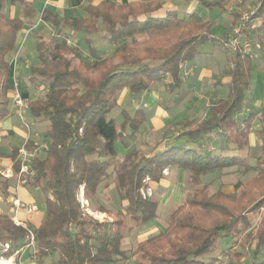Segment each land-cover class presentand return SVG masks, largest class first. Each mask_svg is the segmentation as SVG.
Segmentation results:
<instances>
[{
    "label": "trees",
    "instance_id": "1",
    "mask_svg": "<svg viewBox=\"0 0 264 264\" xmlns=\"http://www.w3.org/2000/svg\"><path fill=\"white\" fill-rule=\"evenodd\" d=\"M5 1L11 5L24 2ZM197 1L207 8L220 6V1ZM3 2L0 0V120L9 115L13 86L7 57L22 27L32 24L36 14L28 5L22 17H6L1 12ZM161 8V0H100L83 7L86 17L81 20H58L46 9L41 13V21L52 28H69L87 36L97 33L101 24L113 50L104 56L86 37L83 57L64 41L37 36L38 65L31 68L30 81L42 86L43 95L29 101L26 109L29 118L46 121L49 127L44 134L46 148L29 160V173L22 175L24 186L39 191L42 198V222L34 231L37 264L46 258H53L54 264H220L216 258L201 260L214 251L220 238L232 241L221 253L228 264L247 256L249 264H264V163L251 166L245 157L234 154L249 149L257 120L253 112L235 117L250 89L251 54L236 51L230 56L225 95L208 107L205 120L181 125L175 140H184V144L161 142L146 156L131 147L130 141L148 120L147 112L123 109L120 122L109 117L118 108L123 91L138 98L157 84H164L170 94L180 90L185 65L197 58L198 47L209 39L211 24L197 14L184 19L170 13L153 17ZM256 15L264 26V0ZM142 17L145 19L140 20ZM253 47L264 57L263 35L255 36ZM258 123L261 128L255 134L264 156V118ZM118 141L126 150L121 157L115 149ZM196 142L202 145L188 146ZM211 144L217 152L208 151ZM39 146L24 144L29 153ZM18 151L11 149L9 156L13 178L0 176V258L6 260L24 247L26 235L11 220L8 202L20 167ZM230 167L255 176L246 184L238 183L232 194H210L205 187L195 190L185 198L186 208L180 204L171 212L164 233L133 250L124 249L125 232L157 217L159 200L153 186L164 178V170L181 169L193 184L201 185L205 176ZM112 178L116 179L120 210L112 222L100 223L83 213L77 196L82 188L85 200L93 199ZM144 189L152 194L143 197L140 191ZM258 217L256 230L249 233ZM4 245L9 246L6 252H2Z\"/></svg>",
    "mask_w": 264,
    "mask_h": 264
},
{
    "label": "crops",
    "instance_id": "2",
    "mask_svg": "<svg viewBox=\"0 0 264 264\" xmlns=\"http://www.w3.org/2000/svg\"><path fill=\"white\" fill-rule=\"evenodd\" d=\"M87 1L92 2V3L98 2L97 0H24L23 4L15 3L11 5L9 2L4 0V2L2 3L1 12L6 17H11V18L22 17V15L24 14L23 8L24 6H28V5L31 6L36 12L35 17L32 21V24L24 25L21 31L18 33L16 43H15V48L9 54V57L11 59V61L9 62L10 69H11L10 80L18 84L21 96L23 98L27 99L28 101H33V100L40 98L43 95L42 86L40 84L33 83L30 81V78H31L30 70L32 67L38 65V62L32 63L33 59L34 58L36 59L35 47L37 45V36H42L45 40L61 39L62 36H64L63 33L61 32L63 27L52 28L48 23L41 21L40 16H41L42 11L45 9L48 10L58 20L75 19L74 17H72L73 13L77 11H83V7L88 3ZM128 1H132V0H121L119 1V3H126ZM204 1L207 3H213L216 1H220V6L210 7V8L203 7L201 4L199 5V2L197 0H161L162 2L161 10H159L152 16L163 18L167 13H170V14L176 15L177 18H179L178 17L179 14H186L187 16L191 13H195L198 16H200L197 13V11L200 9L203 11H209V12L217 11V13H219L220 15L216 13L215 14L216 17L214 16V18H210L209 16L207 17V19L201 16L200 17L211 24V29L209 31L208 38L212 41H219V40H225L226 35L229 34L233 26L237 25L238 13L245 11L252 7H257L260 3V0H204ZM38 7L40 8V10L38 9ZM144 19L145 17H142L140 20H144ZM76 20H81V19H76ZM214 26H216L217 30L219 31V33L217 34V36L219 37L217 38H214L213 32H212ZM260 26H261L260 28L263 30L262 32L260 31L257 32V34H261L264 36V26L262 25V23ZM63 29H66V28H63ZM31 37L34 40L33 42H35V45L33 44L35 55L33 56L27 53L26 45H25V43H27L28 39L30 40ZM250 42L253 43L254 41L252 42V39H251ZM218 43L217 44L220 48L225 49L223 45L220 44V42ZM202 55H208V54L204 52H199L197 57H201ZM229 55L230 54H228L227 56L228 63H229V58H230ZM253 55H258V54L255 53ZM262 58L264 59V57ZM190 64L192 65V67L189 64L185 65L186 68L191 69V73L187 77H182L180 90L176 91L175 93L170 94L165 89V85L157 84L149 92L136 98L138 102L137 107L133 106L132 104L133 106L132 110L128 109V107H130L131 105L120 108L121 110L126 109L129 112L141 108L145 110L148 114V120L141 127L139 133L135 136L134 140L130 141L131 147H133L132 146L133 141H136L137 139L141 138L144 134L149 133L148 127H150V123H153V121L156 120L158 123L160 121V125L158 124L159 125L158 128H161L162 126H164L163 125L164 122L170 123L175 119L176 120L181 119L182 118L181 115H177V114L179 113L181 109L183 110L186 109V111L187 110L190 111L191 114L193 115V118L190 120H197L198 122H201L205 120L207 116L208 107L213 102L218 101L219 99L223 98V96L225 95L227 91L226 89L227 84L230 81L229 77L228 79H226L225 76L219 78L216 71H212L211 69H209V67H205L204 65H202L201 69L197 73L195 80H193L196 68L192 63ZM262 72L264 74V68ZM226 74L228 76V71ZM258 77L259 76L257 75L255 77L257 81L256 84L257 86L259 85L262 88H260L259 96L258 95L255 96L256 92L251 93V89H252L251 81L253 79L252 67H251L250 89L247 93L251 97L250 101L254 102L252 106H254L255 110L246 111L244 114L249 113V112L255 113L257 116V120L255 122H258L260 118L263 119L264 117V76L262 77V81L260 83H259L260 79H258ZM207 80L210 81L209 88H206ZM23 81L25 83L24 84L22 83L21 85V82ZM222 87H225V88H222ZM159 89H161L162 91L158 92L157 90ZM222 91L224 93H223V96L221 97ZM123 92L124 94L127 93V91H123ZM161 96L162 98L165 96L164 101L163 99L160 98ZM210 97L213 98V100L211 101L208 100ZM206 100H207V104L205 102ZM131 102H133L132 99H131ZM201 106H205V107L203 110L204 112L203 118L199 120L195 117V115L199 112H201L202 114ZM13 108H9L10 109L9 115L3 118L2 120H0V145L3 142V141L1 142V140H3V137H5V135L7 134L9 136L10 135L12 136V140L14 142L13 145L8 144V148H5L6 150L3 151L4 152L3 155H0V172H8L9 174H11V177H8L9 179L13 178L12 163L9 159L11 149L16 148L19 150L21 147H23L26 141L32 142L35 145L38 144L40 145L39 148L42 149L43 147H45L44 134L47 130L45 121L34 120L32 118H29V114L26 109L27 117L29 118L31 123H33V126L31 130L29 131V135L27 134V136L23 135L21 132H19L18 134L17 133L15 134L14 131L16 132L17 129L13 126L12 120L9 118L14 115ZM120 111H119V119L121 121ZM16 115H17V111H16ZM181 132H182V129H180L179 134H181ZM179 134H177V136ZM250 135H253V134L251 133ZM21 136H23V140L21 139ZM176 141L177 139L174 140V142ZM182 141L178 140L177 142L184 144L185 141L184 142ZM161 142L163 143L164 141H161ZM174 142H171V143H174ZM190 145H194V147L195 146L197 147L202 144L201 143L198 144L196 142L193 144L189 143L188 146ZM208 147H212L213 151L215 150L214 148L215 145L213 144L209 145ZM201 148H203V146ZM0 150H2L1 147H0ZM152 151L153 150L150 151L149 155L152 153ZM198 151H201V150H198ZM168 170L169 172H172V170H175L174 171L175 175L186 174L181 169L173 168V169H167V171ZM166 181L167 179L164 176V178L161 180L159 185L153 186L154 192L156 193L160 189L162 182H166ZM9 192L11 194L10 197L8 198V202L11 204V207H10V212L12 214L11 220L12 221L14 220L13 223L16 225H20L23 228L28 227L29 229L35 231L38 228V226L41 224L42 217H43L42 198H41L39 191L35 189H31L24 185L17 187L15 184L14 187L10 188ZM160 197L157 196L159 200V206H160ZM13 200H18L20 204L19 209L16 210L13 207L12 205ZM0 201H1V197H0ZM32 206L36 207V211L29 213L27 210L28 208ZM159 209L160 207H158V210ZM152 221L149 222V225H151L152 227H156L154 226L155 224L153 225ZM136 229H140V227ZM164 232L165 230L161 232L159 228L150 229L145 232L146 235L142 237L144 239L141 242L153 236H156L158 234H162ZM124 249H126L125 246H124ZM28 250H31V253H29L26 260L23 262L24 260L23 257ZM33 253L34 251L30 248L25 249L21 251L20 253H18V255L16 256H18L17 259L19 261V264H35L36 262L33 260H36V258H34ZM50 261L53 262L54 261L53 258H46L42 264H49V263L52 264V262Z\"/></svg>",
    "mask_w": 264,
    "mask_h": 264
},
{
    "label": "rangeland",
    "instance_id": "3",
    "mask_svg": "<svg viewBox=\"0 0 264 264\" xmlns=\"http://www.w3.org/2000/svg\"><path fill=\"white\" fill-rule=\"evenodd\" d=\"M97 1H99V0H97ZM114 1L119 2L121 0H114ZM258 7H259V5L257 7H252V8H249L245 11L238 13L237 25L233 26V28L231 29L229 34L226 35L225 42H222L224 40L212 41V40L208 39L206 42H204L203 44H201L198 47L199 52H204V53H207L208 55H202L201 57H197L195 60H193L191 62L196 68L193 80H195L197 73L201 69L202 65H204L205 67H209V69H211L212 71H216L219 78L225 76V78L228 79V76L226 74L228 71V68H229L227 56H228V54H230L229 56H231L234 52H236L235 50L232 51L230 49V48H233V46L236 44H237V47L239 49L237 51H240L241 53L251 54V55L257 53L253 47V43H254L253 41H255V36L258 35L257 32H259V31L262 32V30H263L260 28L261 27L260 25L262 23V19L256 15ZM38 9L40 10L39 7H38ZM197 13L201 17L207 19L208 16L210 18H214V16L216 17L215 14L217 13V11L209 12V11H203L200 9L197 11ZM217 14L220 15L219 13H217ZM72 17H74L75 19H82V18L86 17V14L83 11H77V12L73 13ZM178 17L180 19H184V18H186V14H179ZM251 25H254V29L249 28ZM97 28H98L97 33L91 34L88 36H87V34H85L82 31L77 33V32H74L73 30H71L69 28H66V29L62 28L61 32L63 33L64 36H62L61 39H56L55 41L56 42L69 41L70 45H67V43H65L68 47H70L72 49H78L80 51L81 55L83 57H86L87 44L85 43L84 39L86 37H88L91 41V45L97 51H99L104 56L109 55V54H111V52L113 50V46L107 45V42L105 40V33H104L102 25L98 24ZM212 32H213L214 38L219 37V36H217L219 31L217 30L216 26H214ZM251 39H252L253 43L250 42ZM33 41L34 40L31 37L30 40L28 39L27 43H25L27 53L31 54L32 56L35 55V52L33 49V44L35 45V42H33ZM227 41L230 42V46L226 47V45H224V44L228 43ZM218 42H220V44L223 45V47L225 49L220 48L218 46V44H219ZM231 42L234 43L233 46H232ZM235 48H233V49H235ZM7 60L9 62L11 61L9 56L7 57ZM34 62L37 63V59L34 58L32 63H34ZM189 65H191V64L189 63ZM191 67H192V65H191ZM263 68H264V59L259 55H253L252 56V77H253V79L251 81V87H252L251 93L256 92L255 96H257V95L259 96L260 88H262L259 85L257 86V84H256L257 81H256L255 77H256V75L259 76L258 77V79H260L259 83L262 81V77L264 76V74L262 72ZM22 83L24 84L25 82L24 81L21 82V85H22ZM209 86H210V81L207 80L206 81V88H209ZM222 88H225V87H222ZM157 91L161 92L162 90L159 89ZM223 93L224 92L222 91L221 97L223 96ZM132 97L133 96L130 95L128 92L126 94H124V92H122L119 96V105L120 106H118V108L115 109L109 117L115 119L116 122H120V119H119V111L121 110L120 108L127 107L129 105L132 106V104L135 107H137V105H138L136 97H134V98H132ZM164 97L162 98V96H161L160 98L163 99V101H164ZM31 98H32V96H31ZM131 99L133 100V102H131ZM214 99H216V98H214ZM250 99H251V97L247 93L245 95V100H244L243 108L241 111V112H243L242 114H244L246 111L255 110L254 106H252V104H254V102L250 101ZM208 100L211 101V100H213V98L210 97ZM205 102L207 104V100ZM171 103H170V105H171ZM12 106L13 105H12V100H11L10 108H13ZM131 106L128 107V109L132 110L133 106L132 107ZM204 107L205 106H201L202 114H201V112H199L195 115V117L199 120L203 118ZM13 110H14V115L9 117V118L12 120L13 126L17 129L16 132L14 131V133L18 134L19 132H21L23 135H26V136H27V134L29 135V131L31 130L33 123H31V121L29 119H27L28 118L27 117V111L26 110L23 111V117H25L28 120V125L26 127L21 122L19 117L16 115V110L14 108H13ZM177 115H181L182 118L178 119V120L175 119L170 123L164 122L163 123L164 126H162L161 128H158V126L160 125V121L158 123L155 120V121H153V123H150V127H148L149 133H146L141 138L137 139L136 141H133L132 142L133 148H137L142 154L148 156L150 151L153 150V148L156 147V145H158L161 141H164L163 144H168V142H174L177 134L180 133L181 125L184 122H187L193 118V115L191 114V112L188 110L186 111V109L185 110L181 109ZM259 116H261V115H259ZM45 124H46V127L48 129L49 125L46 121H45ZM260 128L261 127H260L259 123L255 122L252 129H251L253 135H250V137H249V141H250L249 149L244 151V152H235L234 153L236 155L245 157L248 161V164L251 166L255 165L258 162L264 163V161H263L264 156L262 155V150L260 148V146H261L260 140L256 137V134H255V131L260 129ZM44 131H43V133H44ZM21 139L23 140V136H21ZM1 142L2 143H1L0 147L2 150H0V155H3V153H4L3 151L6 150L5 148H8V144L13 145L14 142L12 140V136L11 135L9 136L8 134L5 135V137H3V140H1ZM144 142H146L147 144ZM182 142H184V141H182ZM163 146H165V145H163ZM190 147H194V145H190ZM43 148L45 149L46 146ZM43 148L40 149L38 147L36 149L37 150H44ZM115 149H116L118 157H121L126 152V150L123 148L120 141H118L116 143ZM214 152H217V150H215ZM174 171L175 170H172L173 173H174ZM163 172H165V170ZM172 172H169V170L168 171L166 170V172L164 173V176L167 179V181L162 182L160 189L156 193L154 192L156 197L162 196V197H160V206H159L160 209L157 210V217H156V219H154L152 221L153 225L155 224L154 226H156V227H152L148 223V225L147 224L143 225L142 227H140V229H136V230L134 229V231L125 232L122 244L125 246L126 250L135 249L137 247V245L139 243H141V241L144 239L142 237H144L146 235L145 234L146 231H148L150 229H154V228H159V230L161 232L164 231L166 229L167 220H168V217L171 214V212L179 204H184V208H186L184 200H185V198L191 197L195 190L200 189L201 187H205L206 190L208 191V193H210V194L214 193L216 191H222L226 194H232V193H235V186L238 183L246 184L248 181H250L255 176L254 172H249L247 174H243V173H241V168L230 167V168H225V169L216 171L213 174L205 176L201 180L202 181L201 185H195L190 181L189 177H187V174L175 175V173L173 174ZM2 178H4V177H2ZM115 184H116V179H114V178L106 181L105 184L100 187L98 194L93 199H91L89 201L85 200V198L83 196V190H82V188H80L78 196H77L78 201L80 200L81 197L85 201H87L88 210H89V213H86L84 211V209H82L80 207L82 209L83 213L87 216L92 217L94 220H97L94 217L95 214H97V213L98 214H104L107 217V219H105L104 221H100V220H97V221L100 223L112 222L113 217L116 216L117 211L120 210V203L117 199L116 192L114 189ZM146 190L147 189H144L143 191H146ZM151 194H152V192H151ZM101 211H103L104 213H101ZM259 220L260 219L258 217L253 221V227L248 231L249 233L250 232L254 233V231L256 230V225L259 222ZM24 229L26 230V233H27V231L34 233V231L29 229L28 227H24ZM152 233H154V232H152ZM231 243H232V241L228 238H220L216 242V246H215L214 251L212 253L202 257L201 260L204 262H209V260L211 258H216L219 260V262H221L220 264H228V262L226 261V258L221 256V253L223 252V250L225 248L230 247ZM4 247H5V245L3 246V248ZM30 249H32L34 251V247H31ZM19 250L17 251L18 253H20L21 251H23L25 249H23L21 251H19ZM238 250L241 251L240 248H238ZM18 253H15L12 257H10L7 260L0 258V261H10L11 260L12 264H19V261L17 259L18 256H16V255H18ZM29 253H31V250H28L25 253V255L23 257V259H24L23 262L26 260ZM33 261L36 262V260H33ZM50 262H52V261H50ZM250 262L251 261H248V256H247L246 259L242 258L240 261L236 262V264H249ZM52 264H54V263L52 262ZM123 264H132V262H125Z\"/></svg>",
    "mask_w": 264,
    "mask_h": 264
},
{
    "label": "built area",
    "instance_id": "4",
    "mask_svg": "<svg viewBox=\"0 0 264 264\" xmlns=\"http://www.w3.org/2000/svg\"><path fill=\"white\" fill-rule=\"evenodd\" d=\"M249 28L250 29H254V25H251ZM229 41H227L228 43H225L224 44V45H226V47L227 46H230V42ZM65 43H67V45H70V42L69 41H66ZM231 44H232V46L234 45V43H232V42H231ZM233 48H235V49H233ZM233 48H230V49L232 51L239 50L238 47H237V44L234 45ZM190 73H191V69L190 68H186L185 71H184L183 76L184 77H187V76H189ZM10 95H11L12 105H13V107L17 111V116L19 117V119L21 120V122L27 127L28 120L27 119L25 120V117H23V111L26 110L27 104H28L29 101L21 96V93H20L18 84L16 82H13V86H12V90H11ZM242 113L243 112L237 113L235 115V117H241ZM38 151L39 150L35 149V151L33 153H29L25 149L24 145H23V147H21L19 149V151H18V156H19L18 159L20 161V167H19L17 181H16V186L17 187L24 185V181L22 180V175L23 174H26V173H29V167H28L29 160L31 158H33ZM208 151H213V148L212 147H209L208 148ZM165 172H166V170H165ZM165 172H163V175H164ZM0 176H2L4 178H8V177H11V174H9L8 172H0ZM140 193H141V195L143 197H149L151 195V190L150 189H147L146 191L141 190ZM79 203H80V207L82 209H84V211L86 213H89L87 201H85L81 197L80 200H79ZM12 205H13V207L16 210L19 209V207H20V204H19L18 200H13L12 201ZM27 211L29 213L30 212H34V211H36V207L32 206V207L28 208ZM94 217L97 220H100V221H104L105 219H107V217L104 214H98V213L95 214ZM34 246H35L34 233H31V232L27 231V233L25 235V238H24V247L21 248L19 251H21L23 249L31 248V247H34ZM8 249H9V246L8 245H5V247L2 249V252H6ZM16 253H18V252H16Z\"/></svg>",
    "mask_w": 264,
    "mask_h": 264
},
{
    "label": "bare ground",
    "instance_id": "5",
    "mask_svg": "<svg viewBox=\"0 0 264 264\" xmlns=\"http://www.w3.org/2000/svg\"><path fill=\"white\" fill-rule=\"evenodd\" d=\"M0 264H12V261H0Z\"/></svg>",
    "mask_w": 264,
    "mask_h": 264
}]
</instances>
